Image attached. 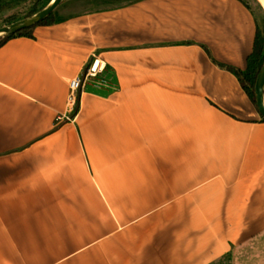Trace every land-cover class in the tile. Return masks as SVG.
<instances>
[{
    "label": "crops",
    "instance_id": "1",
    "mask_svg": "<svg viewBox=\"0 0 264 264\" xmlns=\"http://www.w3.org/2000/svg\"><path fill=\"white\" fill-rule=\"evenodd\" d=\"M55 12L0 47V264H264V120L212 60L245 69L256 15L240 0ZM95 62L107 84L87 80L73 116L70 83Z\"/></svg>",
    "mask_w": 264,
    "mask_h": 264
},
{
    "label": "trees",
    "instance_id": "2",
    "mask_svg": "<svg viewBox=\"0 0 264 264\" xmlns=\"http://www.w3.org/2000/svg\"><path fill=\"white\" fill-rule=\"evenodd\" d=\"M23 2H27L30 4V11L28 12V15H32L40 10H42L51 0H21ZM246 7H248L255 15L256 12L254 11V8H252L251 3L249 0H240ZM258 2V0H257ZM259 3V2H258ZM257 18V16H256ZM16 19L9 18L8 23L14 22ZM258 20V19H257ZM56 23V17L55 14H51L47 18H45L43 21H41L36 26L22 29L14 34L6 35L4 37H0V47L4 45L7 41H9L12 38L16 37H28V38H34V29L37 26H48L53 25ZM209 55L211 56L210 52L208 51ZM212 60L220 67L227 69L231 71L239 80L242 88L247 93L248 97L252 101V103L257 107L256 105V95H255V85L256 81L258 79L259 74L261 73L263 67H264V18H263V26H260L259 20L257 24V30H256V36L254 41V47L252 53L248 56L246 67L245 69H240L231 65L219 63L216 60L212 58ZM91 66V63L87 64L84 69V75L87 72L88 68ZM79 101H80V94L78 97V102L76 104V107L74 111L72 112V115L75 116V114L78 111L79 108ZM264 120V119H263Z\"/></svg>",
    "mask_w": 264,
    "mask_h": 264
},
{
    "label": "water",
    "instance_id": "3",
    "mask_svg": "<svg viewBox=\"0 0 264 264\" xmlns=\"http://www.w3.org/2000/svg\"><path fill=\"white\" fill-rule=\"evenodd\" d=\"M64 0H51L42 10L19 21L0 27V37L14 34L22 29L36 26L45 18L53 14ZM256 105L259 114L264 119V67L255 85Z\"/></svg>",
    "mask_w": 264,
    "mask_h": 264
},
{
    "label": "rangeland",
    "instance_id": "4",
    "mask_svg": "<svg viewBox=\"0 0 264 264\" xmlns=\"http://www.w3.org/2000/svg\"><path fill=\"white\" fill-rule=\"evenodd\" d=\"M251 3L252 8H254V11L256 12L257 19L259 20L260 26H263V18H264V8L263 5L257 0H249ZM71 2L67 3L65 2L62 7L59 9V14L60 12L64 11H70V10H77L74 7H69ZM68 4V5H67ZM30 11V4L25 3L21 0H0V27L9 25L11 23H8V19H16L14 22L19 21L21 19H24L28 17V12ZM55 17H58V13H54ZM33 15V14H32ZM31 16V15H29ZM13 23V22H12ZM92 79L88 80V82H91ZM254 105V104H253ZM256 111L257 107L254 105ZM261 116V115H259ZM249 261H243V262H238V264H247ZM253 263V262H251Z\"/></svg>",
    "mask_w": 264,
    "mask_h": 264
},
{
    "label": "built area",
    "instance_id": "5",
    "mask_svg": "<svg viewBox=\"0 0 264 264\" xmlns=\"http://www.w3.org/2000/svg\"><path fill=\"white\" fill-rule=\"evenodd\" d=\"M96 63L97 62L91 64L85 75L73 79L70 83L68 105L72 109V112L74 111L76 104L78 102L80 91L82 90V87L87 80L90 79L96 80L98 85L107 84V82L104 79L100 78V75L104 71V67L102 65L97 67Z\"/></svg>",
    "mask_w": 264,
    "mask_h": 264
},
{
    "label": "bare ground",
    "instance_id": "6",
    "mask_svg": "<svg viewBox=\"0 0 264 264\" xmlns=\"http://www.w3.org/2000/svg\"><path fill=\"white\" fill-rule=\"evenodd\" d=\"M262 5H263V8H264V0H258ZM97 64V67L99 66V62L96 63Z\"/></svg>",
    "mask_w": 264,
    "mask_h": 264
}]
</instances>
